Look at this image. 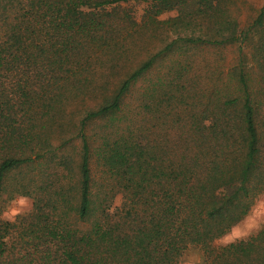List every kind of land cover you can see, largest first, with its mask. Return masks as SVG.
I'll return each instance as SVG.
<instances>
[{
    "label": "trees",
    "instance_id": "16d2710c",
    "mask_svg": "<svg viewBox=\"0 0 264 264\" xmlns=\"http://www.w3.org/2000/svg\"><path fill=\"white\" fill-rule=\"evenodd\" d=\"M235 3L0 0V264H264V226L217 243L264 193V5Z\"/></svg>",
    "mask_w": 264,
    "mask_h": 264
},
{
    "label": "rangeland",
    "instance_id": "374dc122",
    "mask_svg": "<svg viewBox=\"0 0 264 264\" xmlns=\"http://www.w3.org/2000/svg\"><path fill=\"white\" fill-rule=\"evenodd\" d=\"M235 5L231 7V13L234 18H236L242 29L246 28L253 22V20L258 15L259 10L264 5V0H235ZM127 10L133 11L138 22L141 21L146 5L142 3H130L123 5ZM174 13L165 14L162 16V20H166L172 16ZM25 199L26 203L20 205V199ZM122 195H119L114 201V207L121 206ZM33 201L30 198L17 197L13 202L9 204L5 212V217L9 219H14L22 213H26L32 210ZM264 226V193L257 199L254 208L250 214L232 231L226 236L222 237L217 241L219 245H227L237 240L248 239L251 236L256 235L261 228ZM234 229H238L241 232L240 237L233 238ZM203 253L198 248L188 249L183 256L180 258L177 264H202L203 263Z\"/></svg>",
    "mask_w": 264,
    "mask_h": 264
},
{
    "label": "clouds",
    "instance_id": "9594fccd",
    "mask_svg": "<svg viewBox=\"0 0 264 264\" xmlns=\"http://www.w3.org/2000/svg\"><path fill=\"white\" fill-rule=\"evenodd\" d=\"M26 203V200L25 199H20V201H19V204L20 205H24ZM241 236V232L238 230V229H234V231H233V238H235V237H240Z\"/></svg>",
    "mask_w": 264,
    "mask_h": 264
},
{
    "label": "crops",
    "instance_id": "0c3cea01",
    "mask_svg": "<svg viewBox=\"0 0 264 264\" xmlns=\"http://www.w3.org/2000/svg\"><path fill=\"white\" fill-rule=\"evenodd\" d=\"M235 5V4H234ZM233 5V6H234ZM171 13H174L175 15L174 16H172V17H176L177 15H178V13L177 12H167V13H164L163 15H165V14H171ZM163 15H161V17H160V19L162 20V16ZM172 17H170V18H172ZM170 18H168V19H170ZM168 19H166V20H168ZM166 20H163V21H166Z\"/></svg>",
    "mask_w": 264,
    "mask_h": 264
}]
</instances>
